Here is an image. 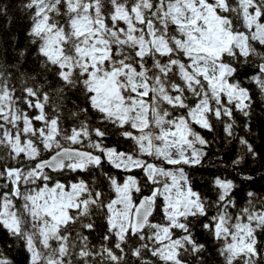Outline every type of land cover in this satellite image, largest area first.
I'll list each match as a JSON object with an SVG mask.
<instances>
[{
    "label": "snow or ice",
    "instance_id": "1",
    "mask_svg": "<svg viewBox=\"0 0 264 264\" xmlns=\"http://www.w3.org/2000/svg\"><path fill=\"white\" fill-rule=\"evenodd\" d=\"M0 264H264V0H0Z\"/></svg>",
    "mask_w": 264,
    "mask_h": 264
}]
</instances>
